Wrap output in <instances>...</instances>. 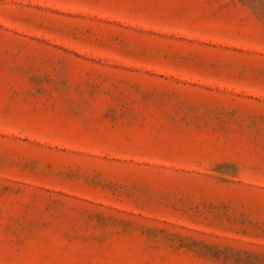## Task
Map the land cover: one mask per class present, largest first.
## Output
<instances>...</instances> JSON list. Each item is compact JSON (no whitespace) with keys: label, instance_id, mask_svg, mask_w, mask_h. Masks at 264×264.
Masks as SVG:
<instances>
[{"label":"rangeland","instance_id":"374dc122","mask_svg":"<svg viewBox=\"0 0 264 264\" xmlns=\"http://www.w3.org/2000/svg\"><path fill=\"white\" fill-rule=\"evenodd\" d=\"M0 264H264V0H0Z\"/></svg>","mask_w":264,"mask_h":264}]
</instances>
